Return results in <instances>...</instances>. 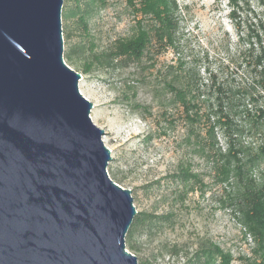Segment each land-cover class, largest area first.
<instances>
[{"label": "rangeland", "instance_id": "rangeland-1", "mask_svg": "<svg viewBox=\"0 0 264 264\" xmlns=\"http://www.w3.org/2000/svg\"><path fill=\"white\" fill-rule=\"evenodd\" d=\"M176 2L182 11L185 47L175 53L155 47L152 55L158 64L154 74L165 65L185 62L199 72L202 85L209 90L220 88L225 97H233L228 117L231 127L220 125L215 129L218 147L226 153L228 142H232L241 150L240 159L252 156L264 144V120L255 129L247 114L256 116L264 110V95L260 92L262 98L247 108L240 97L243 89L254 82L253 73L247 71L243 61L244 55L264 46L261 33L264 0ZM125 5V0H63L62 30L72 34L69 41L63 37L64 49L80 43L86 50L99 52L114 40L129 37L133 33V21ZM80 17L87 33L79 22ZM256 36L260 37V43ZM134 66L129 64L114 71L94 69L88 74H84L81 66L69 67L82 76L79 91L93 104L90 113L93 124L104 131L102 141L112 158L107 167L109 178L131 191L137 214H171L175 222L173 228L163 227L139 239L142 250L145 252L160 241L192 243L195 236H200L230 253L231 264H244L243 259L252 255L255 242L239 222L238 214L223 206L228 187L217 180L213 160L206 161L193 151L192 142H187L188 128L177 109L168 104L163 111L159 106L150 88V84L156 85L159 80L148 81L145 77L143 81ZM224 120L222 123L227 121ZM188 164L201 182L193 192H188V185L172 182L170 178L180 165ZM249 175L260 180L264 176V164L257 163ZM184 190L188 193L183 200L178 199L177 195ZM126 250L137 259L143 254ZM175 262L164 258L160 264Z\"/></svg>", "mask_w": 264, "mask_h": 264}, {"label": "water", "instance_id": "water-1", "mask_svg": "<svg viewBox=\"0 0 264 264\" xmlns=\"http://www.w3.org/2000/svg\"><path fill=\"white\" fill-rule=\"evenodd\" d=\"M63 0H0V264H138L137 212L63 60Z\"/></svg>", "mask_w": 264, "mask_h": 264}, {"label": "trees", "instance_id": "trees-1", "mask_svg": "<svg viewBox=\"0 0 264 264\" xmlns=\"http://www.w3.org/2000/svg\"><path fill=\"white\" fill-rule=\"evenodd\" d=\"M125 4L133 21V33L129 37L118 38L99 52L86 50L84 45L74 43L64 49V62L77 69L81 66L84 74L94 69H125L133 64L143 81L147 77L148 81L159 80L156 85L150 84L159 106L163 111H166L168 104L177 109L188 128L187 142H192L193 151L205 157L206 161L213 160L217 180L228 187L224 191L223 206L238 214L239 222L241 221L255 242L254 251L251 256L243 259L244 264H264V176L260 180H254L249 175L257 163L264 164V144L255 154L243 159H240V148L236 149L232 142H228L226 153L222 152L218 147L215 129L220 125L227 129L231 127L228 117L232 110L233 97H225L220 88L209 90L206 85H202L199 72L185 62L165 65L166 67L158 69L154 74V68L158 64V60L152 55L155 47L174 53L185 47L184 30L181 26L182 11L176 0H125ZM79 22L83 25V17H80ZM83 29L87 33L85 25ZM261 33L264 36V30ZM62 36L66 41L72 38L70 32L63 30ZM256 39L261 42L259 36ZM243 61L247 71L250 70L254 75V82L243 89L240 97V102H245L243 106L247 108L262 98L259 96L260 92L264 95V46L260 45L252 54L244 55ZM135 108L140 109V106L136 105ZM247 118L257 129L263 123L264 110L259 111L256 116L247 114ZM223 119L227 121L222 123ZM170 178L172 182L179 181L185 187L188 185V192H193L201 183L189 164L180 165ZM188 192L184 190L177 198L183 200ZM174 223L171 214L154 216L143 213L134 217L125 243L126 248L133 254L142 251V256L137 259L138 264H160L164 258L176 261L175 264L233 262L230 253L224 252L211 239L200 236H195L192 243L160 241L151 249L145 252L142 250L143 243L139 239L152 232L156 233L163 227L173 228Z\"/></svg>", "mask_w": 264, "mask_h": 264}]
</instances>
